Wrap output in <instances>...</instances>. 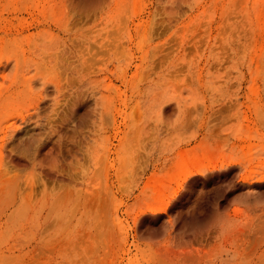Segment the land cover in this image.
I'll return each mask as SVG.
<instances>
[{
  "label": "rangeland",
  "instance_id": "obj_1",
  "mask_svg": "<svg viewBox=\"0 0 264 264\" xmlns=\"http://www.w3.org/2000/svg\"><path fill=\"white\" fill-rule=\"evenodd\" d=\"M58 1L0 0V264H264V0H72L16 84Z\"/></svg>",
  "mask_w": 264,
  "mask_h": 264
},
{
  "label": "bare ground",
  "instance_id": "obj_2",
  "mask_svg": "<svg viewBox=\"0 0 264 264\" xmlns=\"http://www.w3.org/2000/svg\"><path fill=\"white\" fill-rule=\"evenodd\" d=\"M74 1L70 0H59L58 1V9L51 10L49 13L45 14V18L51 21L52 24H55L57 29L65 31L69 34V37L66 42L59 41V37L53 36L54 39L51 40L49 43H41L43 37H41V31H38L40 40L32 37H29L27 40L29 42L32 40V44L34 42L38 43V50L34 52V58L32 61L33 65L27 64L25 72L29 74L32 72L29 68L33 67L34 74L29 78L18 77L16 80V84H26L27 86H31L38 81L39 74L43 73L50 69L54 74V78L46 81H42L41 85L46 91L51 84L52 87L59 86V76L65 75L70 76L73 72L74 62H75V41L73 37H71L73 33V28L75 26V16L73 15L74 12ZM14 59L16 61L17 73L18 71H23L25 63L23 59H21L20 54L13 51ZM17 76H24L18 75L14 76V79Z\"/></svg>",
  "mask_w": 264,
  "mask_h": 264
}]
</instances>
